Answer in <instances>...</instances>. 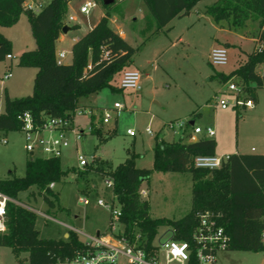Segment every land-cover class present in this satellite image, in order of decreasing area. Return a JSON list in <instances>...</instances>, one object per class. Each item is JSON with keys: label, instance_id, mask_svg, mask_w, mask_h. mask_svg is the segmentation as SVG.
<instances>
[{"label": "rangeland", "instance_id": "rangeland-1", "mask_svg": "<svg viewBox=\"0 0 264 264\" xmlns=\"http://www.w3.org/2000/svg\"><path fill=\"white\" fill-rule=\"evenodd\" d=\"M48 1L43 0L44 3ZM86 1L94 0H70L63 21L70 14L80 24V29L71 31L70 35L88 30L104 11L102 4L96 3L87 14L80 12V6ZM213 1L198 0L189 14L173 18L157 34H153L155 24L143 0L115 1L109 24L114 29L121 28L127 42L137 48L129 67L141 73L140 89L138 92L121 89L112 91L104 87L79 98L78 107L83 112L74 114L73 126L83 131V134L74 141L72 133H68L70 146L60 158L63 169H75L49 187L59 193L58 200L54 201L53 207H49L43 194L34 187L19 192L15 200L28 209L39 211L34 212L38 215L37 227L42 229L43 234H46L43 232L46 222L49 230L54 231L60 227L57 220H62L67 213H76L80 218L78 223L73 222L86 232L104 230L108 221L107 232L117 234L123 228V224L118 223L115 230H111L108 210L93 202L84 205L77 200L82 194L90 197L93 192H97V195L106 198L109 193L100 175L94 172L84 176L78 174V170H81L77 168L78 155L92 160L90 164L95 157H99L113 166L132 156L136 167L151 169L149 177L140 186V196L148 201L150 216L178 219L191 207L192 176L190 172H162L152 168L156 136L166 141H177L183 137L186 141V133L192 131V125L188 122L192 120L194 125H211L214 128L215 135L212 138L216 140L217 155L234 154L236 148L242 153L252 152L251 148H255L253 153L260 151L259 144L261 140L264 141V87H256L251 83V92H244L243 95L247 94L251 98L252 94L255 96V100L252 98L253 108L238 110L229 106L222 109L214 98L218 91H227V80L221 76L230 75L258 47L255 41L258 23L250 21L237 29L229 28L225 20L215 23L203 13V8ZM76 21L67 18L70 25ZM2 32L14 40L15 48L13 58L0 63V112L3 110V85L22 82V89L17 93L21 96L30 94L33 86L32 75L21 78L18 72L19 56L27 50L28 40L33 39L27 15L22 13L17 25L2 27ZM225 42H228L227 45ZM219 45L226 47L228 61L225 65H212L209 54L212 48ZM68 46L67 37L59 45L60 50H67L63 62L70 60ZM30 69L28 71H35L33 67ZM10 71L13 76L9 80L3 79L4 72ZM262 71L264 63L256 67V72ZM231 79L241 86L238 78ZM225 97L232 100V95ZM116 102L121 105L120 108L114 107ZM89 107H94L93 115L89 113ZM104 111L109 113L107 122H102ZM92 117L101 128L103 137H106L103 141L90 131ZM128 128L135 132L134 136L126 133ZM147 128L151 133H147ZM3 138L7 139V143H2ZM23 144L24 136L19 130L0 131V179L24 174L25 161L30 154ZM144 190L146 195L143 194ZM60 229L64 231L65 228ZM166 229L165 226L159 227L157 237L168 238ZM80 237L85 239L82 235ZM27 255L26 252L20 253L25 264ZM0 264H18L10 247L0 246ZM116 264L127 263L120 257ZM160 264L164 262L161 260ZM216 264H264V251H221L217 254Z\"/></svg>", "mask_w": 264, "mask_h": 264}, {"label": "trees", "instance_id": "trees-1", "mask_svg": "<svg viewBox=\"0 0 264 264\" xmlns=\"http://www.w3.org/2000/svg\"><path fill=\"white\" fill-rule=\"evenodd\" d=\"M94 1L102 4L103 15L72 44L71 62L57 63L56 41L65 26L63 17L68 0H49L36 13L24 9V0H0V27L12 26L22 13L27 15L36 47L22 52L18 65L37 69L31 94L10 97L4 91L0 131L19 130L22 123L18 115L24 112H29L37 122L45 114L65 116L78 107L81 96L104 87L112 91L119 89L116 85L119 76L129 68L137 48L109 25L116 0L110 4H104V0ZM143 1L155 24L153 34H157L173 18L189 13L198 0ZM204 14L215 23L225 20L228 27L234 29L257 21L255 41L261 48L252 50L236 70L221 78L225 81L238 78L241 88L248 93L252 84L264 87V74L256 72V67L264 63V0H214L205 6ZM77 27V24L71 26L72 29ZM8 54L12 55V42L0 31V61ZM90 131L97 134L100 141L106 138L94 121ZM215 147L213 138L186 142L183 137L177 141L155 137L152 168L162 172H190L192 176L191 207L178 219L150 216L149 203L141 199L140 186L151 169L136 167L132 156L116 166L95 157L93 163L78 170V174L94 172L101 178L112 177L113 186L106 189L109 192L106 199L114 197L121 209L119 222L124 226L123 234L133 238L139 232L147 251L151 250L161 226L171 230V238L192 242L198 213L206 210L222 213L221 224L228 235L227 250L264 251V154H230L219 168L211 170L194 166L195 156L215 154ZM74 169H63L60 158L29 156L22 176L0 179V192L16 200L19 192L34 187L43 194L48 206L53 207L59 193L52 191L49 184L60 182ZM97 196V192H93L90 198ZM13 200L6 201V230L0 232V246L10 247L18 264H25L20 258L22 252L28 254L27 264H47L58 258L72 257L86 248L72 229L62 231L57 227L50 231L46 222L43 230L46 234H43L37 227V213ZM190 264H195L193 259Z\"/></svg>", "mask_w": 264, "mask_h": 264}, {"label": "built area", "instance_id": "built-area-1", "mask_svg": "<svg viewBox=\"0 0 264 264\" xmlns=\"http://www.w3.org/2000/svg\"><path fill=\"white\" fill-rule=\"evenodd\" d=\"M46 3L43 0H24L23 7L28 11L34 13L39 12ZM96 6L95 1H86L80 6V12L87 14L90 9ZM69 20H76L73 15L69 16ZM261 48L258 44L257 49ZM7 58L12 55L8 54ZM63 51L56 55L57 63H62ZM228 61L227 49L225 46H216L211 49L209 54V62L212 65H225ZM10 76L7 72L4 78ZM141 73L133 68H126L121 72L117 81V87L121 90H130L137 92L140 89ZM244 90L232 79L227 80V91H218L214 96L217 104L222 109L229 106L234 108H251L254 106L253 99L244 94ZM232 95V100L228 99L227 95ZM223 95L224 97H220ZM247 95V96H246ZM115 108H120L119 103L114 104ZM89 109L92 115L93 111ZM87 109V110H88ZM83 111L76 107L68 115L65 116H50L45 114L41 117L40 122L33 119L29 112H24L18 115L21 121L20 132L24 136L23 148L32 157L44 158H61L65 149L70 146V138L68 133H72L74 141L80 139L83 131H78L73 126L74 114H81ZM109 113L103 112L102 122H107ZM183 123H180L182 126ZM147 133H151L149 128L146 129ZM205 132L207 136L214 134V129L210 126L204 128L200 126H193V133ZM126 133L134 136L135 132L128 128ZM190 138H194L193 135ZM2 143H7V139L3 138ZM230 154H211V155H197L193 159V164L198 168L215 169L219 168L223 162L229 159ZM77 168L83 169L89 165L86 157L78 155ZM105 189H111L113 186V179L110 176H104L102 179ZM54 182L49 184L53 187ZM143 193V191H142ZM144 195L146 191L144 190ZM113 200L106 199L103 195H98L93 200L85 195H79L77 200L84 204L93 202L95 205L105 208L109 211L110 215V229L115 230L121 215V209L117 204L114 197ZM13 200L0 192V232L6 230V201ZM18 203L17 201L13 200ZM20 204V203H19ZM22 205V204H21ZM31 209V208H30ZM33 211V209H31ZM39 212L37 210H34ZM222 213L206 210L198 213V220L192 232V242L185 240H176L171 238V230L166 231L169 234L168 238L162 239L156 237L151 243V250L145 249L144 241L141 239L139 232H136L133 238L123 234L122 230L115 234L113 231L102 232L93 235L82 233L84 240L83 244L86 246L82 251L77 252L72 257L58 258L55 262L47 264H116L120 257L126 260L127 264H160L162 260L164 264H171L176 262L178 264H190L191 259L195 264H216L217 254L221 251L227 250L228 235L221 224ZM264 237V232H263Z\"/></svg>", "mask_w": 264, "mask_h": 264}, {"label": "crops", "instance_id": "crops-1", "mask_svg": "<svg viewBox=\"0 0 264 264\" xmlns=\"http://www.w3.org/2000/svg\"><path fill=\"white\" fill-rule=\"evenodd\" d=\"M214 2V1H213ZM212 2V3H213ZM69 3H70V0H68V2H67V12H66V14L68 13V10H69ZM207 6V5H206ZM205 8V7H204ZM204 8H203V13H204ZM103 12L104 11H102V14H100L99 16H98V18H97V20L89 27V29H91L93 26H94V24L98 21V19H99V17L101 16V15H103ZM190 13V12H189ZM189 13H187V14H189ZM187 14H185V15H187ZM22 15V14H21ZM21 15H20V17H19V19H18V21L14 24V26L15 25H17V23L19 22V20H20V18H21ZM69 16H70V14H69ZM69 16H67L66 15V21H64L65 22V25L68 27V29H67V31L66 32H62L60 35H59V37H58V39H57V41H56V48H55V50H56V55L60 52V51H63V58H62V63H70L71 62V60H72V54H71V47H72V44L80 37V36H82L84 33H86L88 30H86L85 32H83V33H78V34H76V35H70V32L71 31H73V30H75V31H78L79 29H80V24H78L77 23V21H76V23H72L71 25L69 24V23H67V18H68V20H69ZM109 19H110V17H109ZM116 19L114 18L113 19V21H115ZM27 21H28V19H27ZM153 24H154V21L152 22ZM73 24H77L78 25V27L77 28H74V29H72L71 28V26L73 25ZM110 25V24H109ZM29 27H30V25H29ZM110 27H111V25H110ZM112 28V27H111ZM115 32H117L122 38H124L125 40H126V36H125V33L121 30V28H119V29H114V28H112ZM0 31H1V33L3 34V32H2V27H0ZM7 37V36H6ZM68 37V51L70 52V60L68 61V62H63V59L65 58V56H66V54H67V50H60V48H59V45H60V43H62V42H64L65 40H66V38ZM8 39H10V41L12 42V57L11 58H13V51H14V48H15V43H14V40L12 39V38H9V37H7ZM32 38H33V36H32ZM255 40H256V38H255ZM127 41V40H126ZM227 43L228 42H225V45H227ZM220 46V45H219ZM224 46V45H223ZM27 48V50H32V49H34L35 47H36V44H35V40H34V38L33 39H29L28 40V43H27V46H26ZM27 50H25V51H27ZM24 52V51H23ZM11 58H6L4 61H0V63H2V62H5V61H7L8 59H11ZM260 66H263V65H260ZM19 68V75H20V77L22 78V77H26L27 75L29 76V74L30 75H32V77L34 78V76L33 75H35V73H36V71H37V69L35 68V71H28V70H31L30 69V67H23V66H19L18 67ZM130 68V67H129ZM133 69H135V68H133ZM137 70V69H136ZM31 72V73H30ZM5 73H7V72H4V74ZM10 73V76L9 77H7V78H4L3 76H4V74L2 75V77H3V79H6V80H9V78H11L12 76H13V73L10 71L9 72ZM260 74H264V71H262V72H260ZM2 89V88H1ZM6 90V92H7V94L10 96V97H19V96H21V95H19V94H17L18 93V91H20L21 89H22V82L21 83H17V82H10V83H8V84H5V85H3V93H4V91ZM32 92V91H31ZM138 92V91H137ZM31 94V93H30ZM252 98L255 100V96L252 94ZM3 106H4V103H3ZM93 112V114H94V112H95V109H94V107H89ZM253 108V107H252ZM247 109V108H246ZM239 110V109H238ZM92 114V115H93ZM93 118V121H94V123L96 122V120L94 119V117H92ZM191 124H192V131H189V132H187L190 136L191 135H193V137L194 138H190V136H188V140H186V142H188V141H191V140H195V139H199V138H212L214 135H215V130H214V134L212 135V136H207L206 134H205V132H202V133H197V134H203L204 136H200V135H196V134H194L193 133V126H199V125H194L193 124V121L191 120ZM206 126H210V127H212L211 125H204V126H200V127H202V128H204V127H206ZM213 128V127H212ZM214 129V128H213ZM186 133V134H187ZM214 139V138H213ZM215 140V139H214ZM215 142H216V140H215ZM259 147H260V151L259 152H257L256 154H264V141H262L261 140V144H259ZM251 151L252 152H246V153H253V152H255V148H251ZM215 153H216V147H215ZM242 152H240L239 150H238V148H236V150H235V153L234 154H241ZM42 214V213H41ZM61 214V213H60ZM87 215V214H86ZM48 215H46V217H47ZM78 218H80L76 213H67L66 214V216L61 220H57V222H58V224H59V226L60 227H62V228H65V229H72V230H74L75 232H77V234H78V236H79V238H80V240H84V239H82L81 237H80V235H82V233H85V234H89V235H93V234H97V233H102V232H107V228H108V223H109V221H108V223H107V227L104 229V230H101V229H96L95 230V233H92V232H86V231H84V229H82V228H80V227H78L77 225H76V223H78L77 221H78ZM73 220L74 221H76V223H74L73 222ZM81 225H83V223L81 224ZM80 232H82V233H80ZM67 234H66V232H64V236H66ZM83 236V235H82ZM84 237V236H83Z\"/></svg>", "mask_w": 264, "mask_h": 264}, {"label": "water", "instance_id": "water-1", "mask_svg": "<svg viewBox=\"0 0 264 264\" xmlns=\"http://www.w3.org/2000/svg\"><path fill=\"white\" fill-rule=\"evenodd\" d=\"M114 0H104V4H110V3H112ZM67 29H68V27L65 25L64 27H63V29H62V32H66L67 31ZM191 122V121H190Z\"/></svg>", "mask_w": 264, "mask_h": 264}]
</instances>
